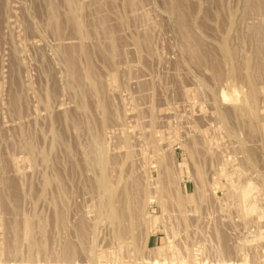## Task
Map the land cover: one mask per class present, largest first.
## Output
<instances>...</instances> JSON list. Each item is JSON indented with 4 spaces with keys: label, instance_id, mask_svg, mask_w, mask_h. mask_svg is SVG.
<instances>
[{
    "label": "rangeland",
    "instance_id": "obj_1",
    "mask_svg": "<svg viewBox=\"0 0 264 264\" xmlns=\"http://www.w3.org/2000/svg\"><path fill=\"white\" fill-rule=\"evenodd\" d=\"M0 139V264H264V0H0Z\"/></svg>",
    "mask_w": 264,
    "mask_h": 264
},
{
    "label": "bare ground",
    "instance_id": "obj_2",
    "mask_svg": "<svg viewBox=\"0 0 264 264\" xmlns=\"http://www.w3.org/2000/svg\"><path fill=\"white\" fill-rule=\"evenodd\" d=\"M49 3H50V2H49ZM68 3H72V2L68 1ZM51 4H52V3H51ZM70 5H71V4H69V6H70ZM131 5H132V4H131ZM133 7L136 8L135 6H133ZM133 7H132V8H133ZM53 9H54V8H53ZM71 9H72V8H71ZM50 10H52V9L50 8ZM134 10H135V9H134ZM134 10H132V11H134ZM53 11H54V10H53ZM50 12H51V11H50ZM51 13H52V12H51ZM49 16H50V15H49ZM52 16H53V15H52ZM55 16H56V14H55ZM56 19H57V17H56ZM56 19H55V20H56ZM100 20H101V18H100ZM49 21H50V20H49ZM102 21H104V20H102ZM104 22H105V21H104ZM52 23H53V22H52ZM71 23H73V22H71ZM74 23H76V22H74ZM74 23H73V24H74ZM99 23H100V22H99ZM55 24H56V23H55ZM104 24H105V23H104ZM75 25H76V24H75ZM100 25H101V24H100ZM105 25H107V24H105ZM103 27H104V26H103ZM105 27H106V26H105ZM73 29H74V28H73ZM105 30H106V29H105ZM110 30H111V29H110ZM106 32H107V30H106ZM82 34H83V33H82ZM110 34H112L111 31H110ZM110 34H109V35H110ZM76 35H78V34H76ZM83 35H84V34H83ZM112 35H113V34H112ZM59 37H60V36H59ZM82 37H83V36H82ZM107 37H108V36H107ZM78 38H79V36H78ZM78 41H79V40H78ZM108 41H109V40H108ZM84 42H85V40H84ZM105 42H106V41H105ZM112 43H115V42H112ZM110 44H111V43H110ZM68 45H69V43H68ZM71 45H72V44H71ZM81 46H83V45H81ZM86 46H87V45H86ZM109 46H110V45H109ZM71 47H72V46H71ZM71 47H70V48H71ZM74 47H76V46H74ZM77 47H78V46H77ZM79 47H80V45H79ZM60 48H61V47H60ZM62 48H63V47H62ZM81 48H82V47H81ZM111 48H112V47H111ZM75 49H76V48H75ZM106 49H108V48H106ZM106 49H105V50H106ZM112 49H113V48H112ZM123 49H124V48H123ZM61 50H63V49H61ZM70 50H71V49H70ZM73 50H74V49H73ZM73 50H71V51H73ZM83 50H84V49H83ZM125 50H126V49H125ZM85 51H87V48H86ZM106 51H108V50H106ZM110 51H111V49H110ZM115 51H116V50H115ZM20 52H21V51H20ZM64 52H65V51H64ZM80 52H81V51H80ZM89 52H90V51H89ZM108 52H109V51H108ZM61 53H62V52H61ZM65 53H66V52H65ZM71 53H72V52H71ZM73 53L75 54V53H77V52H73ZM112 53H113V52H112ZM125 53L128 54L127 52H125ZM68 54H69V52H68ZM78 54H79V53H78ZM104 54H105V52H104ZM69 55H70V54H69ZM75 55H76V54H75ZM107 55H108V54H107ZM111 55H112V54H111ZM122 55H123V54H122ZM90 56H91V54H90ZM112 56L115 57V54H113ZM73 57H74V56H73ZM75 57H76V56H75ZM88 57H89V55H88ZM114 57H112V59H113ZM120 57H121V55H120ZM127 57H128V56H127ZM68 59L71 60L70 58H68ZM127 59H128V58H127ZM73 60L76 61V58H73ZM65 61H66V60H65ZM77 61H78V60H77ZM88 61H89V60H88ZM67 62H68V61H67ZM69 63H70L69 65H70L71 68H73V67L75 66V64H74V66L72 65L73 62H69ZM88 63H89V62H88ZM66 64H67V63H66ZM66 64H65V65H66ZM85 64H86V62H85ZM76 65H77V64H76ZM86 66H87V64H86ZM68 67H69V66H68ZM80 68H81V67H80ZM83 68H84V67H83ZM73 70H74V69H73ZM78 70H79V69H78ZM74 71H75V70H74ZM80 71H81V70H80ZM84 71H85V70H84ZM130 72H131V71H130ZM74 74H75V73H74ZM76 74H77V73H76ZM82 74H83V73H82ZM84 74H85V73H84ZM89 74H90V73H88V76H89ZM77 75H78V74H77ZM80 75H81V74H80ZM70 76H71V75H70ZM73 76H74V75H73ZM84 76H85V75H84ZM90 76H92V75H90ZM81 78H82V77H81ZM73 79H74V78H73ZM82 79H83V78H82ZM85 79L87 80L86 77H85ZM75 80H76V79H75ZM21 81H22V80H21ZM79 81H80V80H79ZM81 81H82V80H81ZM22 82H23V81H22ZM22 82H21V83H22ZM74 82H75V81H74ZM75 83H76V82H75ZM86 83H87V82H86ZM93 83H94V82H93ZM82 84H83V83H82ZM93 85H94V84H93ZM85 86H86V85H85ZM94 86H95V85H94ZM94 86H93V87H94ZM23 87H24V86H23ZM19 90H20V89H19ZM78 91H79V90H78ZM85 91H86V90H85ZM95 92H96V88H95ZM16 94H18V93H16ZM83 94H84V93H83ZM21 95H22V94H21ZM23 95H24V94H23ZM83 96H84V95H83ZM99 96H100V94H99ZM7 97H8V96H7ZM19 97H21V96H19ZM100 97H101V96H100ZM24 98H27V97L24 95ZM17 99H18V98H17ZM17 99H16V101H17ZM21 99H23V98H21ZM13 100H14V99H13ZM19 100H20V99H19ZM9 101H10V100H9ZM16 101L14 100V102H15V103L17 104V106H18V104H19L20 102L17 103ZM23 101H24V99L22 100V102H23ZM25 101H26V100H25ZM104 101H105V100H104ZM11 102L13 103V101H11ZM22 102H21V103H22ZM23 103H24V102H23ZM27 103H28V102H27ZM10 104H11V103H10ZM24 104L26 105V103H24ZM28 104H29V103H28ZM12 106H13V105H12ZM14 106H15V105H14ZM17 106H16V107H17ZM18 108H19V106H18ZM18 108H17V110H18ZM8 109H9V108H8ZM10 109H11V108H10ZM13 109H14V108H13ZM15 109H16V108H15ZM17 110H16V111H17ZM10 111H11V110H10ZM19 111H20V110H19ZM17 112H18V111H17ZM14 114H15V113H14ZM18 114H19V113H18ZM18 116H19V115H18ZM19 117H20V116H19ZM6 132H7V131H6ZM8 132H9V131H8ZM21 132H22V131H21ZM9 135H10V134H9ZM1 136H2V135H1ZM11 136H12V135H11ZM3 137H4V136H3ZM4 138H5V137H4ZM4 138H3V140H4ZM12 138H14V137H12ZM5 139H10V138H5ZM13 140H14V139H13ZM13 140H12V141H13ZM0 141H2V140L0 139ZM5 141H6V140H5ZM9 141H11V140H9ZM9 141H8V142H9ZM9 143H10V142H9ZM13 143H14V142H13ZM28 144L31 145V143H28ZM13 146H14V145H13ZM6 147H7V146H6ZM8 148H9V147H8ZM13 148H14V147H13ZM25 148H26V146H25ZM15 149H17V148H15ZM15 149H12V150L15 151ZM19 150H20V149H19ZM16 151H17V150H16ZM23 151H24V149H23ZM25 151H27V150H25ZM34 151H35V150H34ZM20 152H21V151H20ZM16 153H17V152H16ZM29 153H31V152H29ZM14 154H15V152H14ZM27 154H28V152H27ZM17 155H18V154H17ZM17 155H16V156H17ZM11 156H12V155H11ZM14 156H15V155H14ZM34 156H35V155H34ZM14 158H16V157H14ZM31 158H32V156H31ZM11 159H12V158H11ZM31 160H32V159H31ZM12 161H13V160H12ZM3 165H4V164H3ZM22 165H23V164H22ZM3 167H4V166H3ZM25 168H26V167H25ZM3 169H4V168H3ZM20 169H21V167H20ZM24 170H25V169H24ZM0 172H1V171H0ZM3 174H4V173H3ZM21 174H22V173H21ZM0 175H1V173H0ZM24 175H25V174H24ZM4 176H5V175H4ZM1 178H2V177H1ZM23 178H24V177H23ZM1 181H2V180H1ZM1 183H3V182H1ZM0 186H1V185H0ZM1 187H2V186H1ZM1 187H0V188H1ZM3 187H4V186H3ZM1 190H2V189H1ZM5 192H6V191H5Z\"/></svg>",
    "mask_w": 264,
    "mask_h": 264
},
{
    "label": "crops",
    "instance_id": "obj_3",
    "mask_svg": "<svg viewBox=\"0 0 264 264\" xmlns=\"http://www.w3.org/2000/svg\"><path fill=\"white\" fill-rule=\"evenodd\" d=\"M188 189V186L186 187ZM162 236L161 234L158 232L157 233H153L149 238H148V241H147V244L149 247H155L157 248L158 246H160L162 244Z\"/></svg>",
    "mask_w": 264,
    "mask_h": 264
}]
</instances>
